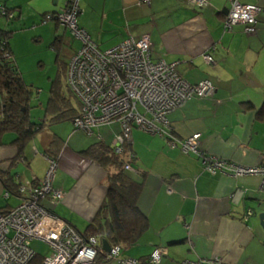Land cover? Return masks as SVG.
Listing matches in <instances>:
<instances>
[{
    "label": "crops",
    "instance_id": "crops-1",
    "mask_svg": "<svg viewBox=\"0 0 264 264\" xmlns=\"http://www.w3.org/2000/svg\"><path fill=\"white\" fill-rule=\"evenodd\" d=\"M69 1L0 0V30L14 31L8 46L18 70V60L26 55L16 41L27 34L29 42L38 45L35 51L47 49L55 58L57 71L60 57H67L69 64L81 48L69 30L54 19L46 20L47 15L62 12ZM240 1L260 9L254 34H246L240 25L224 30L229 8L225 0H204L203 6L197 0H151L148 6L139 5V0H79L77 21L100 50L147 35L154 61L177 63V72L191 84L210 81L215 87L212 97L192 99L167 116L170 132L179 140L200 134L201 152L255 168L264 165V0ZM4 8L16 18L10 21ZM71 40L78 44L75 50ZM204 55H210L213 63H207ZM37 57L44 59L42 54ZM47 103L48 99L44 106L38 103V110L44 112ZM45 115L46 110L43 130L21 151L13 143V134L4 136L0 169L9 171L15 182L42 180L49 166L47 156L56 158L54 187L63 192L64 199L45 205L81 230L79 224L85 228L94 220L108 191V172L90 150L99 143L111 146L120 126L95 128L85 132L91 137L86 139L70 125L65 134L66 125L59 124L69 120L51 124ZM30 116L36 119L32 112ZM53 141L57 143L50 150ZM129 144L127 156L132 154L133 160L128 173L142 184L138 207L149 227L138 244L123 249L124 257L145 259L161 249L160 264L198 260L264 264V230L258 218L264 213L260 177L210 175L199 157L137 127L131 128ZM236 189L244 190L238 201L231 198ZM6 193L0 182V195ZM5 195L0 208L22 202L17 194ZM11 198L16 204H11Z\"/></svg>",
    "mask_w": 264,
    "mask_h": 264
},
{
    "label": "built area",
    "instance_id": "built-area-1",
    "mask_svg": "<svg viewBox=\"0 0 264 264\" xmlns=\"http://www.w3.org/2000/svg\"><path fill=\"white\" fill-rule=\"evenodd\" d=\"M78 1L70 0L62 12L46 16V20L54 19L81 42V48L68 64L66 81L80 107L79 114L71 120L74 129L91 133L95 128L118 124L120 133L111 144L115 155L124 153L132 127L163 136L169 139L168 144L172 148L199 157L204 172L210 175L260 177V189L264 195V165L246 168L217 159L201 152L200 134L179 140L170 133L167 116L192 99L212 97L215 92L212 83L203 80L191 84L177 72V63L154 61L147 35L129 38L106 51L100 50L78 26ZM225 1L229 8L223 22L224 30L240 25L246 34H254L260 9L240 0ZM138 3L148 6L151 0H139ZM197 3L203 6L204 0H197ZM204 60L213 63L210 55H204ZM131 159L133 155L129 154L125 171L132 170ZM48 161L47 172L38 184L33 180L20 187L22 202L4 213L0 212V264H30L36 256L31 248L33 241L44 243L49 248L42 264H93L96 259L97 239L83 237L45 205L48 202L53 206L64 199L63 192L54 187L57 162ZM243 195L244 190L236 189L231 198L238 201ZM5 197H8L7 193ZM163 255L161 249H156L149 256L148 264H160ZM107 259L117 264H138L134 259L121 257L119 247L111 248ZM183 264L204 262L198 260Z\"/></svg>",
    "mask_w": 264,
    "mask_h": 264
},
{
    "label": "trees",
    "instance_id": "trees-1",
    "mask_svg": "<svg viewBox=\"0 0 264 264\" xmlns=\"http://www.w3.org/2000/svg\"><path fill=\"white\" fill-rule=\"evenodd\" d=\"M5 14L6 17L11 16L10 21L16 18L7 9H5ZM13 32V30H0V147L5 145L4 136L11 133L15 136L13 143L21 151L43 130L44 120L40 119L39 122H34L30 116V100L33 93L23 81L22 75L13 62L9 51L8 40ZM5 54H8V56L5 57ZM58 80L57 77L50 85L48 103L45 109V119L51 124L67 120L71 121L80 112L79 103L77 102L75 107L71 105L69 98L66 97L65 92L62 90L60 80ZM69 93L71 92L69 91ZM166 139L169 140L168 138ZM56 143L57 141L51 143L50 150L53 149ZM99 144L93 145L90 153L92 151L97 156V162L108 172L106 199L94 220L83 230L76 229L68 222H65L83 237H95L97 239L99 247L93 264H111L112 261L107 259V253L102 249V241L106 240L111 248L119 247L121 249V257H124L123 249L138 244L146 233L149 223L146 215L138 207L142 184L139 180L133 178L128 171L124 170V166L128 163L129 142L125 144L122 155H115L111 146L103 144L101 146ZM98 152L101 153L97 154ZM47 157L49 160L56 161L54 157ZM132 160H130L129 164H131ZM39 181L36 179L34 183L38 184ZM0 182L7 191L8 196L9 194H17L22 197L19 189L25 183L19 180L15 182L9 171L0 169ZM12 208H6L5 206L0 208V212L4 213ZM44 256L36 253L30 264H42ZM148 259L149 257L140 258L136 261L138 264H148Z\"/></svg>",
    "mask_w": 264,
    "mask_h": 264
},
{
    "label": "rangeland",
    "instance_id": "rangeland-1",
    "mask_svg": "<svg viewBox=\"0 0 264 264\" xmlns=\"http://www.w3.org/2000/svg\"><path fill=\"white\" fill-rule=\"evenodd\" d=\"M29 37L30 36L27 34L24 37L18 38L16 41V43L20 46V48L25 53L23 56L26 55L25 58H21V61L18 60L17 65H19V68H20L19 70L21 72L23 81L25 82L26 85H28L30 87L31 92L33 93L32 99L30 100V107H31L30 113L32 112V116H35V118H36V119H34V122H39L40 119H42V116H43L45 110H44V112H43V110L39 111L38 110L39 109L38 103H42L43 106L46 103L48 96H49V89H50L51 82L56 80L55 76L57 77V75H58V79L60 80L62 90L65 92L66 97L69 98L71 105L73 107H75L77 105L78 101L75 98H73V96L71 95V93H69V91L67 89V85H66L67 71H68V65L67 64L69 61L67 59V57H66V59L63 56L59 58V71H57L58 64L55 66V63H54L55 58L48 52L47 49H44L42 52L35 51L37 49L38 45L31 44L28 40ZM77 41L80 43V47H81V42L79 40H77ZM70 43H71L70 46L72 49L75 50L76 48H78V44L74 40H71ZM101 50L103 51L105 49H101ZM45 53H49V56L48 57L45 56ZM39 54H42L44 59H39V57H37V55H39ZM38 112H40L39 113L40 115L36 116V114H38ZM65 125H66L65 134L68 133L67 132L68 125H70V126H72V128H74L71 121L59 124V126H61V127L65 126ZM76 131L82 132L85 135L86 139L91 138V137L87 136V134L84 131H81V130H76ZM69 133L72 134V131H69ZM75 133H78V132H75ZM96 134L97 133L94 134V136H93L94 138H95ZM67 137H68V135H66V138ZM108 137L109 136L106 135V138H108ZM4 195L5 194L0 195V206L5 202L3 199ZM15 200H16L15 198H11V204H16ZM79 226H80L79 228L81 230L84 229V228H82V226L80 224H79ZM31 248L36 253H38L42 256L48 254V252H49V248L46 244L41 243V242H37V241L31 242ZM112 262H115V261H112ZM112 264H114V263H112Z\"/></svg>",
    "mask_w": 264,
    "mask_h": 264
},
{
    "label": "water",
    "instance_id": "water-1",
    "mask_svg": "<svg viewBox=\"0 0 264 264\" xmlns=\"http://www.w3.org/2000/svg\"><path fill=\"white\" fill-rule=\"evenodd\" d=\"M258 218H259V221H260V226L264 230V213H260L258 215ZM102 249L106 253H109L110 250H111V247H110V245L108 244V242L106 240L102 241Z\"/></svg>",
    "mask_w": 264,
    "mask_h": 264
}]
</instances>
